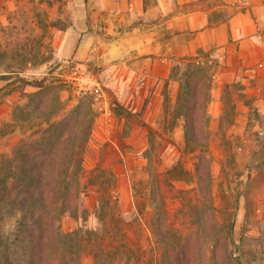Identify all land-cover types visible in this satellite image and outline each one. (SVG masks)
<instances>
[{
	"label": "rangeland",
	"instance_id": "rangeland-1",
	"mask_svg": "<svg viewBox=\"0 0 264 264\" xmlns=\"http://www.w3.org/2000/svg\"><path fill=\"white\" fill-rule=\"evenodd\" d=\"M57 1L72 0H0V174L14 165L19 149L29 152L45 129V143L55 138L61 128L55 126L66 121L74 129L69 132L66 124L61 135L75 139L60 145L61 152L56 147L60 153L54 161L59 169L67 167V180L76 192L71 210L61 211L59 202L50 209L55 234L79 229L85 236L93 230L96 238L88 247H102V264H166L162 251L170 260L187 239L191 264H223L210 250L223 235L224 216L233 214L234 255L242 264H264V76L253 80L251 90L237 77L219 90L214 63L199 61L211 81L208 127L202 146L187 143L184 117L175 103L176 78L164 81L158 97L122 105L129 115L116 116L111 106L118 100L94 84L96 69L69 57L78 37H62L58 46L53 41L57 29H73L77 19L87 18V5H53ZM150 20L137 15L129 22ZM90 22L81 33L85 38L93 32ZM104 22L97 28L101 41L109 36ZM256 87L261 89L256 92ZM74 141L81 144L67 159L63 151ZM197 153L207 159L209 197L217 209L215 223L207 225L198 220L195 204L207 198L197 188ZM17 166L18 175L21 163ZM56 182L59 196L63 183ZM161 206L166 248L155 233V212ZM0 209V225L11 232L15 216L3 204ZM70 246L58 244L54 264L93 263L85 244L81 249ZM14 251V256L21 253L18 246ZM63 254L69 261L63 263Z\"/></svg>",
	"mask_w": 264,
	"mask_h": 264
},
{
	"label": "crops",
	"instance_id": "crops-1",
	"mask_svg": "<svg viewBox=\"0 0 264 264\" xmlns=\"http://www.w3.org/2000/svg\"><path fill=\"white\" fill-rule=\"evenodd\" d=\"M53 5H87V18L77 19L73 29H57L53 41L58 46L62 37L73 41L77 36L70 59L92 65L94 84L112 91L121 105L158 97L172 64L185 59L213 62L219 90L236 77L251 90L253 80L264 76V0H72ZM137 15L151 20L129 22ZM89 18L93 32L85 38L81 33ZM104 21L109 36L101 41L97 28ZM128 24L132 27L125 30Z\"/></svg>",
	"mask_w": 264,
	"mask_h": 264
},
{
	"label": "trees",
	"instance_id": "trees-1",
	"mask_svg": "<svg viewBox=\"0 0 264 264\" xmlns=\"http://www.w3.org/2000/svg\"><path fill=\"white\" fill-rule=\"evenodd\" d=\"M172 76L176 78L178 83L175 103L176 108L180 110L184 117L183 128L187 143L202 146L204 144L203 134L208 127L207 102L211 88L209 72L205 67L198 65L197 61L185 59L172 64L169 77ZM39 107L36 108L40 110ZM111 109L116 116L129 115L127 109L118 101H113ZM59 123L55 126L57 130L61 127L58 137L56 136L45 143L44 140L49 132V129H45L44 135L40 136L41 140L38 138L33 141L29 152L19 149L14 165L10 168L7 166L6 174L3 172L2 175L0 174V204H3L6 211L15 216V225L11 232H7L3 224L0 225V264H54V254L55 250L58 249V244L61 243L64 248L73 245L78 249H81V246L85 244V250L89 241L96 238L93 230L87 231L84 236L79 229L55 234L52 228L50 209L57 204L56 202H59L61 211L71 210L76 192L73 184L67 180V167L59 169L54 161L56 154H59L62 150L59 146H63L64 143V146L68 145L72 142L71 139H75V137L71 138L69 136L62 137L61 134L65 131L67 122L63 121L62 123L60 121ZM71 129H74V125L68 123L67 130L70 132ZM80 144L81 141L77 143L74 141L69 150L67 149L68 152L63 151V156H66L67 159L70 158L72 148H77L76 146ZM56 147L60 149V152L56 153ZM20 163L21 166L17 175L14 171ZM79 168L78 164L74 169L75 174ZM194 174L197 178V188L207 197L204 200H197L195 203L196 209L199 211L197 218L205 225L215 223L214 211H217V209L210 201V176L207 159L203 154L197 153ZM10 180L11 182H8ZM56 180H60L61 184L63 183V189L60 190L59 196L55 195L59 192L58 188L60 187ZM76 181L77 179L73 180L74 184ZM2 214L0 209V217ZM155 214L159 215L157 220L155 219V233L158 241L165 246L167 244L166 233L168 228L163 223L167 220L165 217L163 218L162 206L156 210ZM154 216L152 217L153 220ZM0 219L3 220V218ZM220 231L223 232V235L221 238L216 239L214 245L211 246V256L215 258L218 253L223 264H242L232 250V246L236 245L233 214L232 218L224 216ZM181 244V248L179 247L174 252L175 255H172L170 260L166 255L167 251H162L163 256L166 257H163L166 264H191L193 254L191 253L189 239L181 241ZM16 246L19 247L21 253L14 256ZM88 248L93 257L92 264H102L105 261L100 245L95 249ZM65 251L78 254L77 251L74 250L73 252L69 248ZM12 256L15 258L14 262L11 260ZM63 257V263L69 261L65 259V254H63Z\"/></svg>",
	"mask_w": 264,
	"mask_h": 264
},
{
	"label": "bare ground",
	"instance_id": "bare-ground-1",
	"mask_svg": "<svg viewBox=\"0 0 264 264\" xmlns=\"http://www.w3.org/2000/svg\"><path fill=\"white\" fill-rule=\"evenodd\" d=\"M108 25H109L108 23H105V29L108 27Z\"/></svg>",
	"mask_w": 264,
	"mask_h": 264
}]
</instances>
